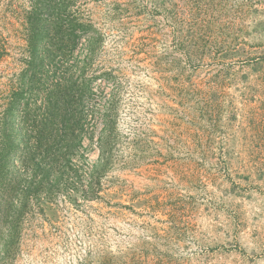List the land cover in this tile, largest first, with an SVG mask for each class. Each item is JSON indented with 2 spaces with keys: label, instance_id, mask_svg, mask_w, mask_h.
<instances>
[{
  "label": "rangeland",
  "instance_id": "rangeland-1",
  "mask_svg": "<svg viewBox=\"0 0 264 264\" xmlns=\"http://www.w3.org/2000/svg\"><path fill=\"white\" fill-rule=\"evenodd\" d=\"M0 264H264V0H0Z\"/></svg>",
  "mask_w": 264,
  "mask_h": 264
}]
</instances>
